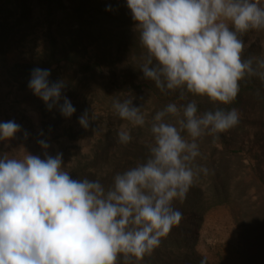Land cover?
Masks as SVG:
<instances>
[{
    "label": "clouds",
    "instance_id": "1",
    "mask_svg": "<svg viewBox=\"0 0 264 264\" xmlns=\"http://www.w3.org/2000/svg\"><path fill=\"white\" fill-rule=\"evenodd\" d=\"M126 5L144 49L142 78L176 99L150 121L142 103L134 106L137 97L131 92L113 100L118 117L132 127L147 125L152 141L145 160L116 173L107 186L99 179H73L63 153L50 155L45 139L37 141L43 158L23 146L18 156L0 152V264H119L121 256L125 264L143 260L181 222L173 202L186 199L201 173L209 174L196 162L201 138L218 140V134L240 122L238 109L200 111L196 98L227 106L238 96L241 81H264V56L245 58L241 39L250 30H264L260 0H126ZM50 73L34 68L28 88L49 111L58 107L69 118L76 109L62 95L66 83L50 82ZM90 122L87 111L78 119L85 130ZM20 132L14 120L0 122L5 146ZM28 135L24 131L23 139ZM132 139L122 126L119 143Z\"/></svg>",
    "mask_w": 264,
    "mask_h": 264
},
{
    "label": "trees",
    "instance_id": "2",
    "mask_svg": "<svg viewBox=\"0 0 264 264\" xmlns=\"http://www.w3.org/2000/svg\"><path fill=\"white\" fill-rule=\"evenodd\" d=\"M109 6L111 10H106ZM35 10L46 20L58 12L68 11L69 41L67 48L61 49L60 61L73 65L76 69L68 77V98L75 97L78 92L77 72L84 74L101 70L100 63L88 65L80 60L85 51L82 45L86 39L97 43L98 40L106 41L107 36H113L118 42L126 43L122 54H127L128 50L136 54L143 50L139 42V31L132 20L126 0H70L68 7L62 0H0V68L5 65L12 44L15 41H24L28 36L34 23ZM251 33L252 30L241 37L246 45L243 56H264L263 46L256 41L247 43ZM49 40L54 49L55 40L50 35ZM41 68L47 69V66L43 65ZM31 72L29 67H22V74H19L22 77L19 83L21 88L28 84ZM122 86L126 90L128 82H124ZM132 87L133 92L144 94V109L148 113L149 121L157 111L176 99L175 94L162 93L152 81L144 80V84ZM196 99L200 111L216 107H223L225 110L238 109L240 122L229 131L218 134V140H213L211 136L201 138V156L196 162L207 167L209 174L201 173L188 191L186 199L173 202V207L182 213L179 225L174 226L162 238L160 246L150 255H145L140 261L131 258L128 264H200L202 259L210 264L197 253L196 244L203 217L216 207H226L229 210L236 226L239 245L245 250H254L253 255H246L249 262L259 259L264 264V171L261 168L264 158V132L250 133V129L257 125L259 129H264V81L256 77L241 81V90L231 105L213 104L207 98ZM137 102L138 100L133 101L134 106H140L143 101ZM248 115H253L255 120L250 121ZM144 132L150 135L147 125ZM151 141L150 135L149 143ZM149 143L144 140V151L137 152L134 158L136 161L145 160ZM255 146L262 148L261 156L253 154ZM113 177L114 174H108L101 179V183L107 186L111 184ZM87 178L93 180L95 177L89 175ZM119 264H125L122 256Z\"/></svg>",
    "mask_w": 264,
    "mask_h": 264
},
{
    "label": "rangeland",
    "instance_id": "3",
    "mask_svg": "<svg viewBox=\"0 0 264 264\" xmlns=\"http://www.w3.org/2000/svg\"><path fill=\"white\" fill-rule=\"evenodd\" d=\"M62 1L66 7L70 5V0ZM260 2L264 4V0ZM33 18L34 23L28 36L24 41H15L12 44L5 65L0 68V122L14 120L21 125V132L8 141L7 146L5 142H0V152H10L11 155L18 156L19 148L23 146L28 152L43 158L37 141L45 139L50 144V155L63 153V164L73 179L94 175L93 180L101 181L108 174L115 175L135 166L138 163L134 159L135 155L144 151V140L149 143L150 135L144 132V127H132L122 121L114 112L112 104L115 99L122 101L127 98L129 92L137 97L133 101L139 102L138 98L143 97V112L149 121L148 113L144 109V94L133 92L132 87L144 84L140 71L144 49L137 54L130 50L127 54H122L126 43L118 42L113 36H107L106 41L98 40L97 43L86 39L82 45L85 51L80 60L88 65L100 63L101 70L84 74L77 72L78 92L75 97L68 98V77L76 70L73 65L60 62L61 49L67 48L69 41L68 11L58 12L46 20L35 10ZM49 35L55 40L54 49ZM103 35L105 36L104 33ZM253 41L264 47V30H252L247 43ZM43 65L52 72L49 76L50 82L63 80L66 83L62 95L66 96L76 109L71 117L62 116L58 107L49 111L44 102L33 95L28 84L25 88L20 87L22 77L19 74H22V67H29L32 71ZM124 82L129 85L126 90L122 89ZM85 111L91 121L88 130L78 123L79 117ZM247 117L250 121L255 120L253 115ZM125 125L133 138L127 145L119 143L118 140V132ZM94 128L98 131L93 132ZM24 131L29 134L27 140L23 139ZM41 131L43 136L39 135ZM258 131L264 132V129H259L258 125L250 129V133ZM262 151V148L255 146L253 154L261 156ZM262 162L261 168L264 171V158ZM196 251L210 264H262L259 259L249 262L246 255H253L254 250H245L239 245L236 226L226 207H216L205 214L198 229Z\"/></svg>",
    "mask_w": 264,
    "mask_h": 264
}]
</instances>
